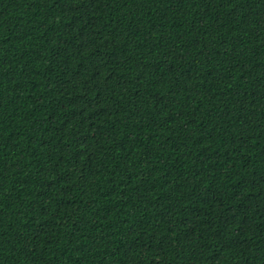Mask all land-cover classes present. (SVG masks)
I'll return each instance as SVG.
<instances>
[{
    "label": "trees",
    "instance_id": "trees-1",
    "mask_svg": "<svg viewBox=\"0 0 264 264\" xmlns=\"http://www.w3.org/2000/svg\"><path fill=\"white\" fill-rule=\"evenodd\" d=\"M0 264H264V0H0Z\"/></svg>",
    "mask_w": 264,
    "mask_h": 264
}]
</instances>
